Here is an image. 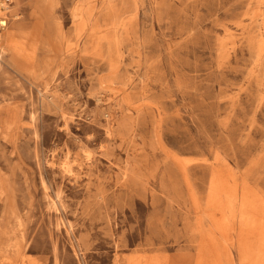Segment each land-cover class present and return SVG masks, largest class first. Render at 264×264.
I'll list each match as a JSON object with an SVG mask.
<instances>
[{"label":"rangeland","instance_id":"rangeland-1","mask_svg":"<svg viewBox=\"0 0 264 264\" xmlns=\"http://www.w3.org/2000/svg\"><path fill=\"white\" fill-rule=\"evenodd\" d=\"M2 19L0 264H264V0Z\"/></svg>","mask_w":264,"mask_h":264},{"label":"bare ground","instance_id":"bare-ground-1","mask_svg":"<svg viewBox=\"0 0 264 264\" xmlns=\"http://www.w3.org/2000/svg\"><path fill=\"white\" fill-rule=\"evenodd\" d=\"M1 4H2L4 7H6L4 3H1ZM3 9H4V8H3ZM7 22H8L7 20L2 19L1 22H0V27H1L2 29H6V27H7V25H8ZM11 34H12V33H11ZM58 196H59V195H58ZM233 249H235V246H233Z\"/></svg>","mask_w":264,"mask_h":264}]
</instances>
